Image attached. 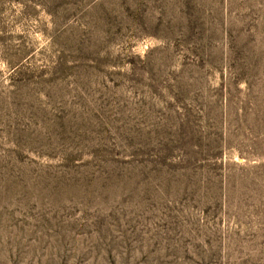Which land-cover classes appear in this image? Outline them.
Instances as JSON below:
<instances>
[{"label": "rangeland", "instance_id": "obj_1", "mask_svg": "<svg viewBox=\"0 0 264 264\" xmlns=\"http://www.w3.org/2000/svg\"><path fill=\"white\" fill-rule=\"evenodd\" d=\"M0 264H264V0H0Z\"/></svg>", "mask_w": 264, "mask_h": 264}]
</instances>
